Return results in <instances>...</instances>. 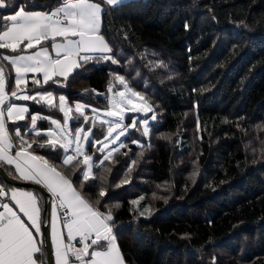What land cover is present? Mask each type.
<instances>
[{
    "label": "trees",
    "instance_id": "obj_1",
    "mask_svg": "<svg viewBox=\"0 0 264 264\" xmlns=\"http://www.w3.org/2000/svg\"><path fill=\"white\" fill-rule=\"evenodd\" d=\"M36 4L51 8L31 10L49 11L57 0ZM103 6L101 31L119 63L90 61L60 79L63 86L32 87L28 94L47 90L57 105L64 95L68 106L108 108L110 96L123 89L114 79L121 75L153 106L157 119L147 114L149 134L143 135L141 124L128 128L118 151L93 169L97 177L106 176L101 203L120 204L112 207L113 235L125 264H264V0H128ZM27 105L31 113L63 118L43 102ZM74 110L71 115L78 116ZM135 115L144 117L129 113L123 123ZM69 122L76 127L82 117ZM26 124L28 119L12 125L24 133ZM49 127V120L37 122V131ZM107 127L92 126L93 144L85 145L96 163L106 154L94 142L105 137ZM33 148L59 163L61 149ZM89 183L97 185L89 194L95 199L100 180ZM140 196L138 205L130 203Z\"/></svg>",
    "mask_w": 264,
    "mask_h": 264
},
{
    "label": "snow or ice",
    "instance_id": "obj_2",
    "mask_svg": "<svg viewBox=\"0 0 264 264\" xmlns=\"http://www.w3.org/2000/svg\"><path fill=\"white\" fill-rule=\"evenodd\" d=\"M125 3L127 0H57L54 9L40 11L31 9H50L51 6L37 5L36 0H28L24 6L16 4L15 0H0V10L12 9V14L0 15V22H3L0 49L13 53L0 55V169L10 166L8 176L42 187L51 198L49 211L41 207L43 198L33 190L0 186V200L8 201L0 202V208L3 209L0 211V264H44V258L48 255L45 245L49 234L42 231V227L49 226L55 264H125L113 235L112 207L119 208L120 204L109 207L101 203L107 194L103 186L106 176L97 177L93 171L94 168L103 167L112 152L118 149H111L96 163L95 153L89 154L85 149L86 143L93 144L90 139L91 128L86 131L81 126L73 133L68 127L69 120L81 117L88 124L90 118L85 108L91 106L77 102L74 108L78 116H72L73 107L67 105L64 95L58 97L57 105V97L51 91L36 90L28 94L32 92L28 89L29 73L42 74V81L35 75L31 77L34 87L42 88L50 83L63 86L59 77L67 80L73 70L90 61L118 64L119 61L112 54V47L101 31L102 13L104 4L117 6ZM28 50L34 51L28 53ZM9 67L14 70V77L8 71ZM13 79L14 85L9 83ZM114 79L123 86V90L113 94L107 109L91 108L97 114L92 118V126H96L97 119L101 125H108L104 140L94 142L102 145L97 149L99 152L108 149L109 145L105 141L109 137H112L111 143L115 144L128 128H135L137 124L143 125V135L147 136L150 131L147 114L153 113L150 117L152 121L157 119L147 98L135 91L124 76L116 75ZM112 90L110 82L108 91ZM92 91L95 92L94 89ZM13 100L33 101L37 104L43 102L50 109L58 108L63 113V123L39 112L31 113L27 106L14 103ZM101 111L103 117L108 119L100 116ZM126 112L141 113L145 118H133L130 125H125L123 121ZM26 119L30 123V126L25 125L27 132L22 133L19 127L9 129V121L15 123ZM40 120H49L55 129L49 127L42 135L41 131H37V122ZM33 132L35 136L31 140L27 139L29 133ZM34 144L36 148H49L53 152L61 149L62 155L55 158L59 163L36 154ZM124 146L120 144V147ZM69 170L71 175L67 174ZM104 171L109 173L111 169L105 168ZM73 175L76 176L75 184ZM97 179L101 186L95 193V199H92L89 194L97 185L89 182ZM120 183L128 181L122 180ZM86 184L88 192L84 191ZM141 200H144L143 196L130 203L138 205ZM102 207L106 211H101ZM144 211L150 209L146 207ZM58 225H62L66 233ZM73 241L81 247H77Z\"/></svg>",
    "mask_w": 264,
    "mask_h": 264
},
{
    "label": "crops",
    "instance_id": "obj_3",
    "mask_svg": "<svg viewBox=\"0 0 264 264\" xmlns=\"http://www.w3.org/2000/svg\"><path fill=\"white\" fill-rule=\"evenodd\" d=\"M128 1V0H127ZM109 6V5H108ZM112 7V6H111ZM55 8V7H54ZM53 8V9H54ZM103 8H104V6H103ZM8 14H12V13H8ZM103 14V13H102ZM0 15H7L6 13H3L1 10H0ZM2 23L3 22H0V29H2ZM58 40H60L61 38H57ZM48 44H49V47H50V42H48ZM21 47H23V46H21ZM6 50V49H5ZM6 51H9V50H6ZM32 51H34V50H28V53H31ZM50 52H51V48H50ZM53 55H54V53H52ZM0 55H6V54H4V53H1ZM8 55H11V54H8ZM6 63V62H5ZM76 70V69H75ZM8 71L11 73V75H12V77H14V70L13 69H11L10 67L8 68ZM74 71V70H73ZM33 75H35L38 79H41V81H42V74H40V73H36V74H33V73H29L28 74V76H29V84H28V89H31L32 87H34L33 85H32V82H31V77L33 76ZM58 79H63V77H59ZM11 84H13L14 85V79L13 80H11ZM13 102L14 103H17V104H22V105H24V106H27L28 107V105H27V102L28 101H14L13 100ZM58 103H59V100H58ZM29 108V107H28ZM13 122H11V121H9L8 122V127H9V129L10 130H13V129H15L16 127H14L13 125ZM55 127V126H54ZM38 155H40V154H38ZM44 156V155H43ZM57 163V162H56ZM9 168H10V166H6L5 167V169H3L4 171H5V173L7 174V171L9 170ZM11 170L14 172L15 170H14V168H11ZM62 171L64 170V169H61ZM67 174H70L71 175V171L69 170L68 171V173ZM18 175V174H17ZM12 178V177H11ZM72 179H73V176H72ZM17 181H19V182H22V183H24V184H33V183H31V182H28V181H24V180H21V179H16ZM0 181H2L3 183L2 184H0V186H3V187H5V188H12V187H15V188H19V189H24V190H33L35 193H37L40 197H42L43 199L41 200V207H43V208H45V200H44V196L37 190V189H35V188H32V187H27V186H23V185H11V184H8L7 182H5V181H3L1 178H0ZM74 182V181H73ZM74 184H75V182H74ZM42 188V187H41ZM43 189V188H42ZM45 190V189H44ZM45 192L47 193V191L45 190ZM47 200H49V211H50V206H51V198H50V194L49 193H47ZM0 202H8L7 201V199H4V200H0ZM46 210H47V208H45ZM3 209L2 208H0V211H2ZM17 212H18V214L21 216V218L22 219H25L26 220V217H24L23 216V214L22 213H19V210L18 209H15ZM58 228H60L61 230H63V231H65V233H66V230H64V229H62V225H58ZM43 230H46V232H48V237H49V242H50V256H51V264H55V255H54V251H53V249H52V247H51V240H50V233H51V228H50V226L48 227V228H43L42 227V231ZM33 232H34V230H33ZM34 235H35V232H34ZM116 242V241H115ZM73 243L74 244H76V246L77 247H81V245H78L77 243H76V241H73ZM117 244V243H116ZM89 251H91V249L89 250ZM47 252V251H46ZM44 264H47V255H46V257L44 258Z\"/></svg>",
    "mask_w": 264,
    "mask_h": 264
},
{
    "label": "rangeland",
    "instance_id": "obj_4",
    "mask_svg": "<svg viewBox=\"0 0 264 264\" xmlns=\"http://www.w3.org/2000/svg\"><path fill=\"white\" fill-rule=\"evenodd\" d=\"M123 87V86H122ZM123 89H120V90H118L117 92H119V91H122ZM116 93V92H115ZM113 95H111L110 97H112ZM56 102V101H55ZM79 103V102H78ZM82 103V102H81ZM138 103H139V101H138ZM83 105H87V104H84V103H82ZM71 107H73V109H75L74 108V106H71ZM91 108H96V107H86L85 108V113L89 116V118H90V122H89V124H88V126L85 128L84 127V125H85V123H84V121H83V118H82V122L81 123H78V124H74V126H76V127H72L71 126V124H70V122H68V127H69V129L71 130V131H73V129H77L78 127H84V129L87 131L89 128H91V130H92V123H91V121H92V118L93 117H95L97 114L96 113H93L92 111H91ZM97 109H100V110H105V109H107V108H97ZM86 110H89V111H87L86 112ZM101 112H103V111H101ZM129 113H132V112H126L125 113V115H127V114H129ZM62 114V113H61ZM101 114V113H100ZM71 115V114H70ZM144 116V115H143ZM104 119H108L107 117H103ZM133 118H135L136 119V115H135V117H133ZM142 119L143 118H145V117H141ZM140 119V118H139ZM57 120H59V121H61V123H63V118H61V119H57ZM96 123H100V120L99 119H97L96 120ZM132 123V122H131ZM131 123H129L128 125H130ZM108 126V125H107ZM143 126V125H142ZM53 129H55V127H52ZM108 128V127H107ZM49 129V128H48ZM47 129H44V131H41L42 132V134H43V132H45ZM119 131V130H118ZM34 133V132H33ZM91 134V133H90ZM114 136L116 135V133H114L113 134ZM122 138V137H121ZM120 138V139H121ZM111 139H112V137H109V139H108V141H109V147H108V149H106L104 152H105V154L107 155L108 154V152L111 150V149H113V148H117V146H118V142L120 141H117L115 144H112L111 143ZM101 141H103L104 140V137H102L101 139H100ZM95 141V140H94ZM106 143H107V141H105ZM86 145V144H85ZM97 145H100V144H94V147L95 146H97Z\"/></svg>",
    "mask_w": 264,
    "mask_h": 264
},
{
    "label": "water",
    "instance_id": "obj_5",
    "mask_svg": "<svg viewBox=\"0 0 264 264\" xmlns=\"http://www.w3.org/2000/svg\"><path fill=\"white\" fill-rule=\"evenodd\" d=\"M0 178L7 182L8 184L11 185H23V186H27V187H32L37 189L43 196H44V200H45V208H47V210H49V200H47V193L45 192L44 189H42L40 186L35 185V184H24L22 182L17 181L16 179L11 178L10 176H8L5 171L3 169H0ZM46 232V230H43ZM48 233V232H47ZM45 249L48 253L47 255V264H51V256H50V242H49V237L46 240V245H45Z\"/></svg>",
    "mask_w": 264,
    "mask_h": 264
},
{
    "label": "built area",
    "instance_id": "obj_6",
    "mask_svg": "<svg viewBox=\"0 0 264 264\" xmlns=\"http://www.w3.org/2000/svg\"><path fill=\"white\" fill-rule=\"evenodd\" d=\"M75 111V110H74ZM76 113V112H75ZM76 115H78V113H76ZM101 117H103V112L100 114ZM28 139V137H26ZM77 243V242H76ZM78 244V243H77ZM80 245V244H78Z\"/></svg>",
    "mask_w": 264,
    "mask_h": 264
}]
</instances>
